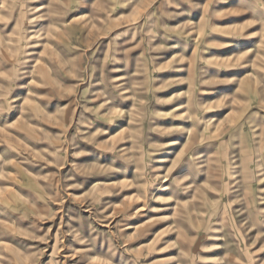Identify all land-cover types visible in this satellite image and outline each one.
Listing matches in <instances>:
<instances>
[{"label":"rangeland","instance_id":"1","mask_svg":"<svg viewBox=\"0 0 264 264\" xmlns=\"http://www.w3.org/2000/svg\"><path fill=\"white\" fill-rule=\"evenodd\" d=\"M0 264H264V0H0Z\"/></svg>","mask_w":264,"mask_h":264}]
</instances>
